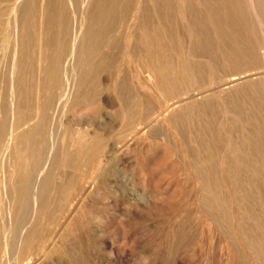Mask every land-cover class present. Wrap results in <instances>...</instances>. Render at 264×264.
<instances>
[{
  "label": "rangeland",
  "instance_id": "1",
  "mask_svg": "<svg viewBox=\"0 0 264 264\" xmlns=\"http://www.w3.org/2000/svg\"><path fill=\"white\" fill-rule=\"evenodd\" d=\"M263 28L264 0H0V264H264Z\"/></svg>",
  "mask_w": 264,
  "mask_h": 264
},
{
  "label": "bare ground",
  "instance_id": "2",
  "mask_svg": "<svg viewBox=\"0 0 264 264\" xmlns=\"http://www.w3.org/2000/svg\"><path fill=\"white\" fill-rule=\"evenodd\" d=\"M87 3H88V2H87ZM17 4H18V3H17ZM251 9H252V8H251ZM15 13H16V12H15ZM183 15H184V14H183ZM258 16H259V15H258ZM258 16H257V17H258ZM255 17H256V16H255ZM80 18H81V16H80ZM256 19H257V18H256ZM74 22H75V21H74ZM79 23H80V22H79ZM261 23H262V22H261ZM80 24H81V23H80ZM81 27H82V26H81ZM263 29H264V28H263ZM14 30H15V29H14ZM81 30H83V29L81 28ZM261 30H262V29H261ZM78 33H79V32H78ZM191 34H192V32H191ZM44 38H45V37H44ZM54 40H55V39H54ZM76 40H77V39H76ZM74 42H75V40H74ZM77 42H78V41H77ZM71 45H72V43H71ZM75 45H76V44H75ZM41 46H42V45H41ZM261 47H262V46H261ZM41 48H42V47H41ZM74 48H75V47H74ZM76 49H77V48H76ZM13 51H14V50H13ZM72 53H74L73 50H72ZM72 53H71V54H72ZM41 54H42V53H41ZM58 55H59V54H58ZM73 56H74V54H73ZM75 56H76V55H75ZM13 58H14V57H13ZM42 58H45V57H42ZM82 59H83V58H82ZM40 60H41V59H40ZM71 61H72V60H71ZM71 61H70V62H71ZM12 64L14 65V63H12ZM16 64H17V63H16ZM70 64H71V63H70ZM15 66H16V65H15ZM71 69H72V68H71ZM11 70H12V69H11ZM71 71H73V70H71ZM151 71H152V70H151ZM12 72L14 73L13 70H12ZM42 72H43V71H42ZM152 72H153V71H152ZM229 79H230V78H229ZM234 79H235V78H231V80H234ZM235 80H236V79H235ZM12 81H14L13 78H12ZM72 81H73V80H72ZM228 81H229V80H228ZM13 84H14V83H13ZM225 84H226V83H225ZM10 87H11V86H10ZM11 90L13 91L12 88H11ZM13 92H14V91H13ZM218 93H219V92H218ZM10 94H11V93H10ZM219 95H220V94H219ZM12 96H13V95H12ZM18 97H19V96H18ZM70 97H71V96H70ZM13 102H14V101H13ZM13 102H11V103H13ZM107 102L109 103V101H107ZM113 106H114V105H113ZM11 108H12V107H11ZM166 109H167V108H166ZM11 111H13V110H11ZM37 111H38V110H36V113H37ZM160 112H161V111H160ZM165 112H166V111H165ZM128 113H129V112H128ZM233 114H234V113H233ZM12 115H13V114H12ZM12 117H13V116H12ZM38 119H39V118H38ZM11 120H12V119H11ZM12 121H14V120H12ZM41 123H42V122H41ZM11 124H12V123H11ZM12 125H13V124H12ZM28 125H29V124H28ZM36 127H37V126H36ZM39 127H40V124H39ZM11 128H13V127L11 126ZM11 128H10V129H11ZM12 130H13V129H12ZM19 130H20V129H19ZM50 130H51V129H50ZM24 132H25V131H24ZM21 133H22V132H21ZM38 133H39V132H38ZM10 134H11V133H10ZM229 134H230V133H229ZM19 138H20V137H19ZM10 142H11V141H10ZM8 143H9V142H8ZM13 144H14V142H13ZM7 145H8V144H7ZM51 145H52V144H51ZM52 146H53V145H52ZM52 146H51V147H52ZM8 148H9V147H8ZM52 149H53V147H52ZM52 149H51V150H52ZM7 151H8V150H7ZM49 153H51V152H49ZM30 156H31V155H30ZM49 157H50V156H49ZM8 158H9V155H8ZM20 158H21V157H20ZM27 160H28V159H27ZM8 161H9V160H8ZM34 162H35V161H34ZM38 163H39V162H38ZM45 164H46V163H45ZM45 168H46V167H45ZM12 169H13V168H12ZM41 171H42V170H41ZM41 173H43V172H41ZM41 173H40V174H41ZM13 174H14V173H13ZM38 175H39V173H38ZM38 175H37V177H39ZM14 177H15V176H14ZM37 177H36V178H37ZM41 180H42L41 178H40V180L37 179L38 182L41 181ZM44 182H45V181H44ZM17 185H18V184H17ZM42 185H43V183H42ZM36 186H37V185H35V187H36ZM45 186H46V185H45ZM3 187H4V186H3ZM24 188H25V187H24ZM40 189H41V188H40ZM5 190H6V189H5ZM16 190H17V189H16ZM34 190H35V188H34ZM36 190H37V188H36ZM10 191H11V190H10ZM60 193H61V192H60ZM33 195H34V194H33ZM35 196H36V195H35ZM33 198H34V197H33ZM13 199H14V198H13ZM34 199H35V198H34ZM61 199H62V198H61ZM34 202H35V200H34ZM34 202H33V204H34V206H35V205H36V202H35V203H34ZM34 206H33V208H34ZM76 207H77V206H76ZM5 211H6V210H5ZM34 214H35V213L33 212V215H34ZM3 226H4V225H3ZM8 226H9V225H8ZM211 227H212V226H211ZM3 228H4V227H3ZM61 231H62V230H61ZM6 233H7V232H6ZM7 243H8V242H7ZM5 244H6V243H5ZM142 244H143V243H142ZM6 245H7V244H6ZM144 246H145V245H144ZM144 246H143V247H144ZM117 247H118V246H117ZM118 253H119V252H118ZM116 255H117V254H116ZM232 257H233V256H232ZM6 260H7V259H6ZM188 262H189V261H188ZM234 262H235V261H234ZM45 264H46V262H45ZM146 264H147V263H146ZM180 264H181V263H180ZM187 264H188V263H187Z\"/></svg>",
  "mask_w": 264,
  "mask_h": 264
}]
</instances>
